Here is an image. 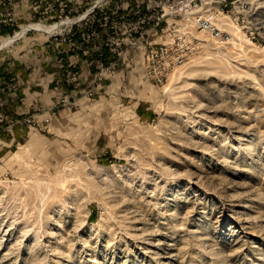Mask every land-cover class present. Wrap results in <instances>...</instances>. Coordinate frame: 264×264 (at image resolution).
I'll return each instance as SVG.
<instances>
[{"label": "rangeland", "instance_id": "1", "mask_svg": "<svg viewBox=\"0 0 264 264\" xmlns=\"http://www.w3.org/2000/svg\"><path fill=\"white\" fill-rule=\"evenodd\" d=\"M40 1L0 0V26L16 29L3 46L54 25L69 44L57 0L35 13ZM234 1L231 41L199 35L164 84L136 51L101 77L92 60L84 83L61 72L72 91L48 106H0V264H264V0ZM23 2L32 15L18 28Z\"/></svg>", "mask_w": 264, "mask_h": 264}, {"label": "built area", "instance_id": "2", "mask_svg": "<svg viewBox=\"0 0 264 264\" xmlns=\"http://www.w3.org/2000/svg\"><path fill=\"white\" fill-rule=\"evenodd\" d=\"M68 1L73 0H57L59 9L51 18L66 15L69 37L65 43L78 47L75 40L79 37V47L86 48L87 55H97L95 60L100 64V71L96 77H101L105 71L106 49L113 57L107 65L108 69L134 52L143 51L147 61V78L154 83L164 84L202 47L199 35L208 36L220 45L231 41V35L222 29L221 24L234 0H88L86 4L78 1L75 2L78 16L74 20L69 17L73 8L69 7ZM41 4L42 0L34 2L35 13H39ZM53 11V7L49 6L43 14H52ZM33 18L41 21L42 17L33 15ZM90 23H96L97 28L94 29ZM1 24L12 26L13 19L1 21ZM84 24L90 28V32L79 35L76 32L85 28ZM40 25L30 24L20 33L38 31L36 26ZM57 26H52V32L48 33L54 41L61 35V32L57 33ZM60 54L63 55L64 51H60ZM63 64L64 59L58 61V65ZM65 76L68 82H75L79 73L67 71ZM0 82L10 92L17 90L16 84L1 79ZM85 96L91 98L93 93L89 91Z\"/></svg>", "mask_w": 264, "mask_h": 264}, {"label": "crops", "instance_id": "3", "mask_svg": "<svg viewBox=\"0 0 264 264\" xmlns=\"http://www.w3.org/2000/svg\"><path fill=\"white\" fill-rule=\"evenodd\" d=\"M87 3L88 0H73ZM31 2L19 4V27L25 25L32 15ZM16 29L0 26V76L3 80L16 79L21 88L18 93L10 95L0 90V106L2 111L17 113L34 105H50L57 101L63 92L72 88L58 87L57 80L63 71L76 69L80 71L82 82L94 77V68L89 65L97 55H87L86 48L79 47L80 39L75 40L76 46L62 45L45 33H29L11 45L3 46L6 39L14 35ZM64 49L65 63L58 65V51ZM5 48V49H4ZM106 61L113 58L108 49L105 50ZM109 63V62H108ZM73 67H72V66ZM16 111V112H15Z\"/></svg>", "mask_w": 264, "mask_h": 264}, {"label": "bare ground", "instance_id": "4", "mask_svg": "<svg viewBox=\"0 0 264 264\" xmlns=\"http://www.w3.org/2000/svg\"><path fill=\"white\" fill-rule=\"evenodd\" d=\"M55 28V27H54ZM23 34V33H22ZM9 42H11V40L10 41H8V42H6L5 44H4V46H6V45H8L9 44Z\"/></svg>", "mask_w": 264, "mask_h": 264}]
</instances>
